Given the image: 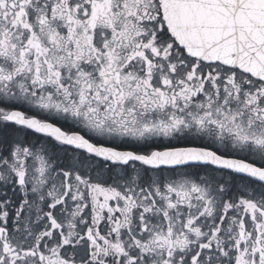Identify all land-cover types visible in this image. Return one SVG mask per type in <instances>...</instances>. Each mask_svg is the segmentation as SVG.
<instances>
[{"label": "snow or ice", "instance_id": "obj_1", "mask_svg": "<svg viewBox=\"0 0 264 264\" xmlns=\"http://www.w3.org/2000/svg\"><path fill=\"white\" fill-rule=\"evenodd\" d=\"M0 264H264V0H0Z\"/></svg>", "mask_w": 264, "mask_h": 264}]
</instances>
